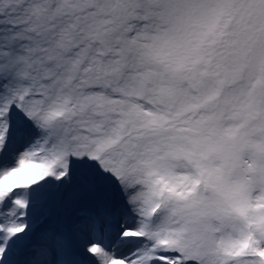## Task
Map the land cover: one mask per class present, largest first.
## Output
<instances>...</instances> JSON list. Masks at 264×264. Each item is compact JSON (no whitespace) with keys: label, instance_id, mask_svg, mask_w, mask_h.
<instances>
[{"label":"snow or ice","instance_id":"6c2138e0","mask_svg":"<svg viewBox=\"0 0 264 264\" xmlns=\"http://www.w3.org/2000/svg\"><path fill=\"white\" fill-rule=\"evenodd\" d=\"M0 264H264V0H0Z\"/></svg>","mask_w":264,"mask_h":264}]
</instances>
